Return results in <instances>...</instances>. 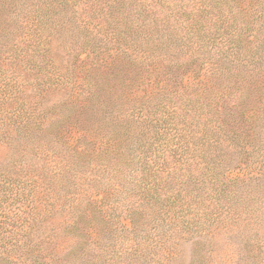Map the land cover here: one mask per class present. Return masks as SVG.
<instances>
[{"label": "trees", "instance_id": "1", "mask_svg": "<svg viewBox=\"0 0 264 264\" xmlns=\"http://www.w3.org/2000/svg\"><path fill=\"white\" fill-rule=\"evenodd\" d=\"M264 264V0H0V264Z\"/></svg>", "mask_w": 264, "mask_h": 264}, {"label": "rangeland", "instance_id": "2", "mask_svg": "<svg viewBox=\"0 0 264 264\" xmlns=\"http://www.w3.org/2000/svg\"><path fill=\"white\" fill-rule=\"evenodd\" d=\"M228 241H225L222 238H219L217 243L215 244L216 250L217 252L220 253V251H222L223 253H226L228 256H230V254L233 256V263L232 264H236V260L238 258V256H236L238 253V249L234 248V251H229L228 248ZM181 263L182 264H189L191 261V256H192V251H193V246L191 243H182L181 248ZM251 264V263H249Z\"/></svg>", "mask_w": 264, "mask_h": 264}]
</instances>
